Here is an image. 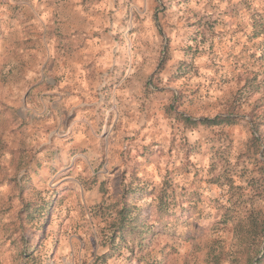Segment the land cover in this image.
I'll return each instance as SVG.
<instances>
[{
    "label": "rangeland",
    "instance_id": "374dc122",
    "mask_svg": "<svg viewBox=\"0 0 264 264\" xmlns=\"http://www.w3.org/2000/svg\"><path fill=\"white\" fill-rule=\"evenodd\" d=\"M98 37L126 63L108 83L131 78L105 84L98 110L79 112L62 63H84ZM263 50L264 0H0V264H100L112 251L101 205L133 171L169 181L175 208L161 217L153 195L139 200L150 247L123 246L106 264H248L218 204L230 176L232 206L264 216V173L239 158L259 94L233 126H192L179 114L225 112L248 74L264 75ZM51 201L47 216L29 215L28 205ZM263 250L264 241L254 264Z\"/></svg>",
    "mask_w": 264,
    "mask_h": 264
},
{
    "label": "trees",
    "instance_id": "16d2710c",
    "mask_svg": "<svg viewBox=\"0 0 264 264\" xmlns=\"http://www.w3.org/2000/svg\"><path fill=\"white\" fill-rule=\"evenodd\" d=\"M253 26L256 32L258 31L254 33V36L258 37L262 33L259 31V22L254 21ZM259 59L264 60V50L259 56ZM164 62L165 60L159 64V69L164 66ZM244 80L243 86L239 89L241 94L235 95L234 101L229 104L225 112L212 117L207 116L203 119H195L184 113H180L179 118L186 120L192 126L198 123H205L208 126L218 127L233 126L244 119V116L239 111L243 102H245L244 99L252 98L256 94H259L254 100L252 108L247 115L252 131L250 138L246 142L245 150L240 154L239 158L246 159V161L252 164L260 173H264V129L262 127L264 124V75L260 76L259 73L248 74ZM222 134L229 139L228 132L223 131ZM219 154L224 158L226 156L223 151L219 152ZM228 178L229 181L231 180L229 183V192L231 195L225 203L220 202L218 204V207L223 211L220 221L223 222V224L228 222L234 224L235 235L240 244L235 251L240 253L242 257H247L248 264H254V259L257 257L264 241V216L253 209L240 213L232 206L233 193L231 192L234 186V180L230 176ZM168 182L169 181H164L159 187L143 179V177L133 171L131 173V179L126 183H122V189L117 193L115 199L109 203L104 202V204L101 205L103 206L101 209L104 213L107 212L106 219L108 220L107 222L111 232L107 238H109L111 242L112 251L98 258L100 264H106L113 256L112 252L119 251L123 246L129 248L134 255L136 251L143 252L148 250L155 232L149 223V215L138 205V201L147 195H153L154 201L150 209L161 217L169 215L171 209L175 208L173 203L176 202V196L175 189H171L172 185ZM200 196L202 197V195ZM200 196L198 194L194 196L190 195L187 199V203L189 205L192 204L194 198L196 197L195 199H199ZM51 204L52 201L47 205L40 206L37 204L35 207L30 204L28 205V213L31 217L40 219L43 216H47L48 206ZM46 210L47 213L44 212ZM224 252V249H222V254ZM240 257L235 255L232 260H236ZM256 264H264V250L262 256L256 259Z\"/></svg>",
    "mask_w": 264,
    "mask_h": 264
},
{
    "label": "crops",
    "instance_id": "0c3cea01",
    "mask_svg": "<svg viewBox=\"0 0 264 264\" xmlns=\"http://www.w3.org/2000/svg\"><path fill=\"white\" fill-rule=\"evenodd\" d=\"M87 30V29H86ZM92 31V28H88ZM95 30V29H94ZM103 33V32H102ZM100 35V34H97ZM106 34H102L105 37ZM101 36V35H100ZM92 44L91 50H85L84 63H62V69L66 72V83L70 86L67 90V95L70 96V101L79 105H73V110H86L88 113L91 110H98L97 103L101 100V92L108 80L115 78L116 70H126V63H118L119 56H116L115 46L108 43L105 38H99L90 41ZM128 73L120 74V80L115 84L117 86H126ZM84 100L81 101L80 96ZM82 109V110H81ZM87 113L84 116H87Z\"/></svg>",
    "mask_w": 264,
    "mask_h": 264
}]
</instances>
